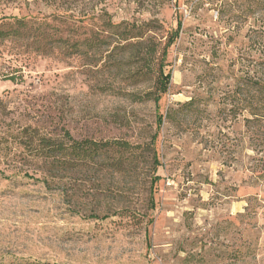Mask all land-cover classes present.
<instances>
[{"label":"rangeland","instance_id":"rangeland-1","mask_svg":"<svg viewBox=\"0 0 264 264\" xmlns=\"http://www.w3.org/2000/svg\"><path fill=\"white\" fill-rule=\"evenodd\" d=\"M104 14L146 45L110 40L111 58H93L8 43L0 69L23 78L0 80V264H264V121L232 110L246 73L264 74V0H0V19L89 30ZM172 34L165 58L149 52ZM27 127L62 142L155 138L159 164L121 176L99 159L47 177L9 150Z\"/></svg>","mask_w":264,"mask_h":264},{"label":"trees","instance_id":"trees-1","mask_svg":"<svg viewBox=\"0 0 264 264\" xmlns=\"http://www.w3.org/2000/svg\"><path fill=\"white\" fill-rule=\"evenodd\" d=\"M95 20L98 25H93L92 29H82L84 26L63 25L46 20H36L29 18L3 17L0 19V64H8V43L13 45H25L40 55H49L55 50L70 52L77 56H91L96 58L106 52V56L111 58L109 48L110 40L117 43L118 47L139 45L144 47L146 44L145 36L147 32L142 31L141 27L135 25L120 23L113 24L105 19V14L100 15ZM94 20V19H92ZM84 30V31H83ZM67 32V33H66ZM176 40V35L172 34L163 47L159 45L146 46L153 55H160L165 58L168 49ZM137 41L138 43H133ZM3 62V63H2ZM157 62V60H156ZM142 63L148 72L140 73V78L147 76L152 72V64L142 59ZM264 65V62H260ZM1 68V66H0ZM16 72L8 73L6 69H0V80L3 82H17L22 80V74L16 75ZM247 79L241 81L245 89L238 88L233 92L236 95V104L232 110L237 114L247 113L250 119H246V125L260 123L264 121V74L262 79L258 78L256 72H247ZM18 76V77H17ZM169 75H165L163 66L155 70L154 81L156 91L150 93L152 100L158 104L161 96L168 90ZM240 82V81H239ZM248 87V88H247ZM246 95L244 99L241 96ZM2 103H0V114H2ZM0 137V154L7 155L8 138L6 133ZM14 140L9 144V150H14L20 155L29 157L23 164L24 166H34L44 176H58L61 171H69L79 167L88 166L99 159L106 160L107 170L115 175L128 176L131 174L134 166L139 160L148 159L147 163L157 167L159 164L157 156L153 151L155 138L150 144L132 145L126 141H94L91 139L76 140L68 133L67 141H57L51 136L41 134L38 129L27 127L17 135H12ZM7 140V142H6ZM4 144H7L6 146ZM3 162L4 159H0ZM28 161V162H27ZM30 161V162H29ZM33 164V165H32ZM153 186V184H152Z\"/></svg>","mask_w":264,"mask_h":264}]
</instances>
